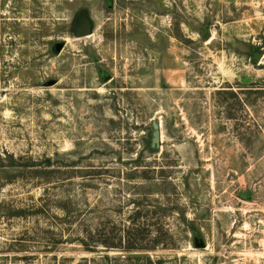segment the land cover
I'll list each match as a JSON object with an SVG mask.
<instances>
[{
	"label": "rangeland",
	"instance_id": "1",
	"mask_svg": "<svg viewBox=\"0 0 264 264\" xmlns=\"http://www.w3.org/2000/svg\"><path fill=\"white\" fill-rule=\"evenodd\" d=\"M0 264H264V0H0Z\"/></svg>",
	"mask_w": 264,
	"mask_h": 264
},
{
	"label": "water",
	"instance_id": "2",
	"mask_svg": "<svg viewBox=\"0 0 264 264\" xmlns=\"http://www.w3.org/2000/svg\"><path fill=\"white\" fill-rule=\"evenodd\" d=\"M90 33L89 29H82L77 31V36H86ZM205 37H208V33L205 34ZM258 57V54L257 56ZM152 127H153V131L151 134V147L154 149H159L161 146V142H162V133H161V123L159 120L154 119L152 121ZM249 193L245 192L244 194H242L243 198H248ZM200 246H204V243L198 244Z\"/></svg>",
	"mask_w": 264,
	"mask_h": 264
},
{
	"label": "trees",
	"instance_id": "3",
	"mask_svg": "<svg viewBox=\"0 0 264 264\" xmlns=\"http://www.w3.org/2000/svg\"><path fill=\"white\" fill-rule=\"evenodd\" d=\"M150 138H151V136H150ZM149 148H150L152 151H156V150H157V149L152 148L151 145H149Z\"/></svg>",
	"mask_w": 264,
	"mask_h": 264
}]
</instances>
